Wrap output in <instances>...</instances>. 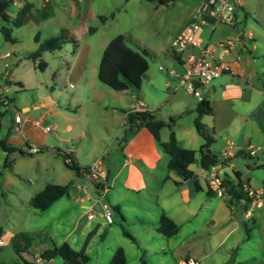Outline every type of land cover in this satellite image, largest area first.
I'll use <instances>...</instances> for the list:
<instances>
[{
	"label": "rangeland",
	"instance_id": "1",
	"mask_svg": "<svg viewBox=\"0 0 264 264\" xmlns=\"http://www.w3.org/2000/svg\"><path fill=\"white\" fill-rule=\"evenodd\" d=\"M54 1L49 6H42L38 1L33 12L40 17L32 20L28 15L22 26L10 25L15 42L4 40L0 33V55L9 52V56L0 57V100H3L0 105V138H8L12 132L15 110L11 106L21 112L23 118L41 120V127L51 128L43 131L40 137L43 143H35L41 147L40 152L35 153L25 145L19 148L31 152V156L16 151L7 157L0 150V225L4 229L0 262L23 264L7 236L9 233H26L34 238L28 252L23 253L27 261H32L54 244L66 241L89 257L87 262L78 260L75 264H108L119 247L125 252L126 264H142V260L146 264H181L185 258H191L197 264H264V204H249L245 210L247 203L244 199L230 200L227 194L208 195L207 187L203 185L196 192V213L189 219L183 217V213L177 214L180 216L176 221L179 232L166 238L141 227L145 221H158L159 208L149 198L137 194L133 197L130 193L122 196L127 208L121 209L120 213L111 208L114 221L108 225L98 215V210L103 209L104 203L113 204L112 201L100 191L98 193L94 183L82 173L77 175L73 169L67 168L62 156L71 151L83 166L93 159L107 157L122 139L124 112L136 99L149 104V108H152L150 104H155L164 119L198 103L199 99L193 93L187 92L184 85H177L176 80L159 67L182 70L174 59L171 42L188 22L196 19L204 7L201 8L203 1L176 0L158 4L147 0H80L81 11L89 6V13L96 14L83 20L72 14L71 6L77 0H62L59 5ZM233 1L236 4L235 25L227 21L202 24L199 34L204 41L217 42L238 33L251 32L253 40L245 38L244 49L250 69L257 70L252 79L258 78L254 83L259 82L263 87L260 97L264 100L261 78V71H264V0ZM44 11L50 13L49 19L44 17ZM111 12H114L113 19L102 22L98 18ZM83 23L85 27H97V30L88 33L82 29ZM60 28L75 29L79 38L77 46L71 35L59 49L43 51L36 59L28 57L37 48L36 37L42 41L59 33ZM118 34L125 36L126 44L131 48L141 47L149 51L146 56L148 70L142 76L140 88H130L134 99L97 78L103 49ZM253 44L255 49H252ZM82 59L87 66L84 72ZM40 62L45 65L40 67ZM168 81L172 87L177 86L175 91L167 87ZM225 88L228 93L224 95ZM201 90L202 97L211 101L213 108V115L201 118L202 123L215 131V142L210 145V150L222 159L224 152L237 153L252 144L250 149L255 153L252 158L241 155L226 158L218 165L219 175H233V169L226 164L232 158L234 169L242 172V180L246 182L245 178L249 176L251 188L264 187L263 137L254 125L253 133L249 131L251 124L247 120L253 110L247 99L252 91L251 84L222 75L201 85ZM230 91L235 97L230 96ZM48 101L52 103L47 104ZM195 116V113L183 116L182 125L193 124ZM67 123L73 126L71 133L64 129ZM194 134L198 141L204 142ZM245 135L250 141L244 138ZM103 150V154H99ZM199 156L197 152L192 164L195 172L200 170ZM47 183L68 184V195L44 211L35 210L30 200ZM87 194L91 200L83 203L88 205L96 200L91 211L95 216L93 219L85 216L78 227L79 215L83 211L78 200ZM259 196L264 203V193ZM132 198L140 205L133 206L129 201ZM123 229L132 234L136 242L126 237ZM62 261L59 256L54 258L55 264H63Z\"/></svg>",
	"mask_w": 264,
	"mask_h": 264
},
{
	"label": "crops",
	"instance_id": "2",
	"mask_svg": "<svg viewBox=\"0 0 264 264\" xmlns=\"http://www.w3.org/2000/svg\"><path fill=\"white\" fill-rule=\"evenodd\" d=\"M38 1H41L42 6H46V5L49 6L52 0H48L47 2L49 3L46 2L45 3L46 5H43L44 4L43 0H13V2H11L7 8V13L10 16H14L16 12L19 10V8L23 6L24 3L28 2L32 4V8L25 16V19L26 17H28V15H31V18L29 19L35 20L36 16L40 17L39 15L34 14L33 12V9L36 8V3ZM79 1L80 0H77V2L75 4H72L71 6L73 15L79 17V19L81 20H83L84 17L91 18V17L96 16L95 12L93 11H90L89 13V10H87L89 9V6L88 8L86 7V9L81 11ZM54 2L59 5L61 4L62 0H55ZM85 11H88V12H86L85 14ZM78 13H81V15L78 16L77 15ZM43 14L46 15L47 17L46 19H49L48 18L50 15L49 12L44 11ZM25 19H24V22H25ZM61 29H66L68 31V36L70 37L71 35L73 36L72 38L76 41L74 44L77 46L78 44L77 42L79 38L77 34L75 33L76 32L75 29L60 28L59 32ZM82 29L88 32V28L85 27L84 23L82 24ZM96 30H97V27H96ZM236 36L239 37L240 41L235 42V46L230 51V53L225 54L223 56V61L227 62L230 65V68L228 71H226L222 75H228L232 77L233 79H242L248 82L249 84H251L252 91L247 98L249 101V104L251 105V107H253V110L247 116L248 117L247 120H250V124H251L249 131L253 133V125L258 127V129L261 132V136L263 137V147H264V109H263L264 100L263 98L260 97V95L261 96L263 95V87L261 88L259 86V82L257 84L254 83V80H258V78L252 79L254 76H256L257 70L253 68L250 69V66H249L250 61L246 58L247 52L245 50L246 48L244 49L245 38L248 40H253V36L251 32H248L247 34L238 33L234 37H231V38H235ZM204 42L205 44L215 43V42H209L206 40ZM255 48L256 47L253 44L252 49H255ZM7 53L9 52L6 51L4 54H7ZM182 55L183 54L179 55L181 62H182ZM255 61L256 59L253 57V62ZM86 67H87L86 61L85 59H82V66H81L82 72L86 70ZM258 71H260V69H258ZM261 73H262L261 78L264 81V71H261ZM176 88L177 86L174 87L173 91H175ZM120 91L121 93L128 95L129 98L134 99V96L131 94L130 88L125 89V90H120ZM223 93L224 95L228 93L227 88L223 90ZM229 94L230 96L235 97V94L232 91H230ZM140 101L144 104L145 108L148 111L156 110L157 111L156 114L159 117L164 119V117L159 114L158 112L159 110L155 108V104H150L152 108H149L148 107L149 104H146L142 100ZM209 102L211 105V101ZM50 103L52 102L51 101L47 102V104H50ZM134 103L135 102L133 103L131 102L130 106L128 107V110H131ZM196 105L197 103L194 104V106L189 109H184L180 111L177 114L180 116L176 119L175 124L173 126V130L175 132L178 144L181 147L188 148V149H194V150L199 149L200 146L203 144L202 141H198L197 137L194 134L195 132L198 136H200L196 132V129L194 127V120H193V124L185 125V126L182 125L181 120L183 116H187L188 114L195 113L193 110L196 107ZM24 110H27V109L24 108ZM70 110L75 111V109H71V108ZM211 115H213V113ZM41 117H43V115ZM33 121H36V120H30L28 117L23 118V122H22L23 129L21 130L20 133L11 132L10 136L7 138L8 140L7 143L17 148H24V145L27 147L28 145H36L35 143L37 144L43 143L40 138L43 133V127H41V125L40 126L34 125ZM124 122H125V112H124V120L122 122L123 125H124ZM72 127L73 126L71 124L67 123L64 129L67 130L66 132L71 133L73 131ZM209 128H211L214 131L213 127H209ZM169 131L170 130L168 128H163L161 130L160 132L161 141H166L168 139ZM246 135L244 136V138L250 141V138ZM121 138L122 139L118 142L117 146L113 147L109 151V154L107 155V157H104L103 155V157L105 158V159L103 158L104 164L107 169V177L105 181L102 182V184L99 187H96L94 185V189L98 193L100 191L103 196L109 197V199L112 201L113 204L108 202L109 203L108 205L110 206V208L120 213L121 209L127 208V206L123 204L124 200L122 199L123 198L122 196L124 195V197H126V196H129V194L131 193L133 197L135 196L134 194H137V196L143 195L149 198V201H151L153 205L159 208L160 212L162 210L166 215L172 218L175 222L180 218V216L177 215L179 213H183L185 215V216L183 215V217H186L187 219H189L193 214H195L196 208L194 206V200H196V195H197L196 192L202 189L203 185L207 187L205 179L199 172L200 170L195 172L192 166L193 163L190 164L189 168L194 172V177L191 179H187V180H182L173 171L169 170L167 168V163L169 159L168 155L165 154L159 148L152 134L149 132V130L146 127H141L134 133L129 134L127 136L123 134ZM251 146L252 144H249V146L245 148V150L240 149L237 153L231 152L233 155L232 158L237 155H241L243 157L249 156L250 158H252V156L255 153H254V150L250 149ZM68 150H70V148H68ZM251 151H253V153H251ZM103 152L104 150L99 152V154L100 153L103 154ZM66 153L72 154L71 151H66ZM232 158L226 164L227 166L233 169V175L235 174V172L238 171L240 173V178L242 180V172L239 169L235 170L236 168L232 164ZM94 160L95 159L91 160L88 163V165ZM76 162L80 165L78 159H76ZM219 164L220 162L216 164V166H218ZM88 165H84V166H88ZM80 166H83V165H80ZM245 180H247V183L249 187L251 188V184H250L251 178L249 176H246ZM255 190H259V191H262V193H264V187L258 188ZM86 200H91L90 195L87 194L86 197L79 198L78 200L81 203L79 207L80 209L83 210L81 214L79 215V221L77 222L78 227L80 225L79 222H81V219H83L85 216L88 219H93L95 216V214H92L91 211H93L95 208L96 200H94L92 203L88 205L83 203ZM129 201L133 204V206L140 205L137 202V200L134 198L129 199ZM149 204L150 202L148 203V207L150 208L151 206H149ZM249 204H252V203L248 202L247 205H245V210L248 209ZM259 204L261 205L264 204L263 199L260 198ZM114 207H117V209H115ZM102 210H98V215L100 217H102L101 215ZM89 214H92V216L89 217ZM246 215H249V213L247 212ZM158 221H159V218H158ZM158 221L157 220L155 221L151 220L150 222L145 221L144 223H141V227L145 228V230L147 231H150V232L154 231L156 234H159L156 231V228L158 226ZM107 224L109 225V223ZM3 234H4V229H3ZM12 236H13L12 233H9L7 236V240L10 239ZM1 243H2V239H1ZM188 259H191V258H188ZM29 262H31L32 264H55L54 259L49 260V261H43L40 259L39 255ZM185 263H186V258L184 261L181 262V264H185Z\"/></svg>",
	"mask_w": 264,
	"mask_h": 264
},
{
	"label": "trees",
	"instance_id": "3",
	"mask_svg": "<svg viewBox=\"0 0 264 264\" xmlns=\"http://www.w3.org/2000/svg\"><path fill=\"white\" fill-rule=\"evenodd\" d=\"M156 1L158 4H167L176 0H147ZM10 0H0V33L2 34L4 40L9 42H15L16 38L12 36V27H20L24 24V19L27 13L31 10V3H24L23 6L19 8L14 16H10L7 13V8L10 5ZM46 5V4H45ZM46 17V15H44ZM114 12L109 15H99L100 21L105 22L108 19H113ZM96 27H88V32H95ZM68 31L66 29H61L57 35L50 36L42 41L36 37V42L38 43L37 48L28 54L31 59L39 58L43 51H54L59 49L61 45L68 39ZM73 43L76 41L73 39ZM149 55V51L145 48L137 47V49L131 48L126 44L125 36L123 34H118L113 37L103 49L98 69L97 78L103 84L109 86L110 88L120 91L128 88L139 89L141 86L142 76L148 70V61L146 56ZM180 54L174 53V59L181 63ZM44 62H40L39 66H44ZM20 84V83H19ZM7 98V97H6ZM3 100H0V105H2ZM68 108V107H67ZM264 109V104H263ZM196 113L194 118V127L196 132L203 138V144L198 150L188 149L181 147L173 130L176 119L180 115L169 116L167 119H163L156 114L154 111H144V112H131V110L125 111V122H124V135L134 133L141 127H146L152 134L155 142L159 148L168 155L167 168L178 175L182 180L191 179L194 177V172L189 168V165L194 163L196 158V153L199 152V166L203 169H208L211 166L222 162L221 158H218L211 150L210 145L215 142L213 133L214 131L202 123L201 118L203 115H211L213 109L210 105L209 100L206 98H201L196 107L193 110ZM0 112V118H1ZM163 128H168L169 136L166 141L160 140V132ZM7 137L0 138V150L7 154H12L18 152L21 155L28 154L32 155L31 152L24 151L17 147L9 145ZM29 150L30 146H27ZM42 149L37 146L35 153L40 152ZM64 164L67 168L73 169L77 175L85 172L87 166H80L74 156L70 153H64L63 155ZM6 157V158H7ZM12 162V161H11ZM223 182L226 187V194L231 199H244L246 203L251 202V197L248 193L244 191L243 186L247 183L242 181L240 178V173L235 172L234 176L224 175ZM248 184V183H247ZM69 185L68 184H54L47 183L39 192L35 193L30 200V205L32 208L38 211H44L51 206V204L61 197L68 195ZM208 195H213L207 189ZM117 209V207H114ZM156 231L166 238H170L176 235L179 231L177 223L166 215L162 210L159 215L158 226ZM3 234V227L0 225V250H1V237ZM123 234L128 237L132 242H136L135 237L128 231L123 229ZM34 238L26 233H20L13 235L11 237V243L22 259L23 264H32L23 257V253L28 252L29 248L32 246ZM61 257L64 264H75L78 260L81 262H87L89 257L75 250L66 241L59 245H53L51 248L45 249L40 252L39 257L43 261H49L55 257ZM188 258H186V261ZM0 264H21L16 261L13 263L1 262ZM108 264H126V255L124 250L119 247L117 248ZM142 264H146L142 260Z\"/></svg>",
	"mask_w": 264,
	"mask_h": 264
},
{
	"label": "built area",
	"instance_id": "4",
	"mask_svg": "<svg viewBox=\"0 0 264 264\" xmlns=\"http://www.w3.org/2000/svg\"><path fill=\"white\" fill-rule=\"evenodd\" d=\"M10 1L13 2V0ZM43 1V5H45L48 0ZM202 1L203 3H206L205 0ZM235 8L236 4L233 0H213L209 16L213 17L215 22L227 21L235 25ZM203 10L204 7L199 11L200 13H198L196 19L188 22L171 42V47L174 52L183 54L182 62L180 64L182 70L176 71L172 68H164L163 66L159 67V69L164 70L168 76L173 77L178 85H184L186 91L193 93L199 100L202 98L201 85L209 83L229 70L230 65L223 61V56L230 53L235 46V42L240 41L239 37L236 36L235 38H225L220 39L215 43L205 44L199 34L202 24H209L201 17ZM7 56H9V53L0 55V57ZM193 80H197L198 84L195 85ZM166 85L168 88L174 90V87H172L169 81ZM11 108L15 110L12 115V132L20 133L23 122L22 113L13 106H11ZM144 111H147L144 104L139 99H136L131 108V112ZM33 124L40 126L41 121H33ZM50 129L51 128L48 126L43 127L44 132H47ZM29 146L31 148L30 150H37V146ZM224 153L225 155L222 157V160L233 156L231 151ZM251 153H253V151H251ZM199 172L206 181L207 189L212 194L217 196H224L226 194V187L223 182V177L219 175L218 166L214 165L208 169L201 168ZM83 175L94 183L96 187H99L107 177V169L103 158L100 157L94 160L89 166H87ZM243 189L248 193V196L252 198L250 203L261 205L259 204V195L262 194V191L251 189L247 183L244 184ZM101 215L106 223H113L111 208L108 204H103ZM91 216L92 214L89 215V217ZM185 264H196V261L188 259Z\"/></svg>",
	"mask_w": 264,
	"mask_h": 264
},
{
	"label": "water",
	"instance_id": "5",
	"mask_svg": "<svg viewBox=\"0 0 264 264\" xmlns=\"http://www.w3.org/2000/svg\"><path fill=\"white\" fill-rule=\"evenodd\" d=\"M206 3H203L201 8L204 6V10H203V13L201 15V17L208 23H213L215 22V19L211 16H209V13H210V10H211V7H212V2L213 0H205ZM193 83L195 85L198 84V81L197 80H193Z\"/></svg>",
	"mask_w": 264,
	"mask_h": 264
}]
</instances>
